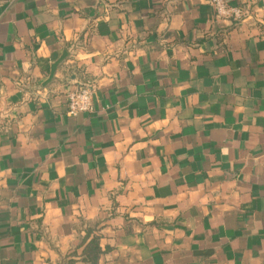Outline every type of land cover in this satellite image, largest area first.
Returning a JSON list of instances; mask_svg holds the SVG:
<instances>
[{
	"label": "crops",
	"instance_id": "obj_1",
	"mask_svg": "<svg viewBox=\"0 0 264 264\" xmlns=\"http://www.w3.org/2000/svg\"><path fill=\"white\" fill-rule=\"evenodd\" d=\"M210 1L0 0V264H264V0Z\"/></svg>",
	"mask_w": 264,
	"mask_h": 264
},
{
	"label": "built area",
	"instance_id": "obj_2",
	"mask_svg": "<svg viewBox=\"0 0 264 264\" xmlns=\"http://www.w3.org/2000/svg\"><path fill=\"white\" fill-rule=\"evenodd\" d=\"M210 3L219 19L239 21L245 15L244 9L230 6L226 0H211ZM97 88L98 86L95 81L88 80L75 90L70 91L67 95L68 115L76 117L92 114L95 110L94 95Z\"/></svg>",
	"mask_w": 264,
	"mask_h": 264
},
{
	"label": "trees",
	"instance_id": "obj_3",
	"mask_svg": "<svg viewBox=\"0 0 264 264\" xmlns=\"http://www.w3.org/2000/svg\"><path fill=\"white\" fill-rule=\"evenodd\" d=\"M103 251L99 245V239L93 237L90 241L85 243L83 260L85 264H98ZM68 264H76L75 261L71 260Z\"/></svg>",
	"mask_w": 264,
	"mask_h": 264
}]
</instances>
